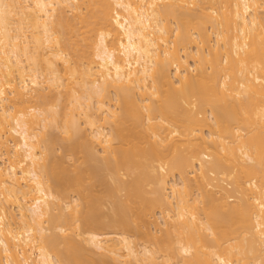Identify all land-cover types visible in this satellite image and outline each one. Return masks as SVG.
Wrapping results in <instances>:
<instances>
[{
	"label": "bare ground",
	"instance_id": "bare-ground-1",
	"mask_svg": "<svg viewBox=\"0 0 264 264\" xmlns=\"http://www.w3.org/2000/svg\"><path fill=\"white\" fill-rule=\"evenodd\" d=\"M0 264H264V0H0Z\"/></svg>",
	"mask_w": 264,
	"mask_h": 264
},
{
	"label": "rangeland",
	"instance_id": "rangeland-1",
	"mask_svg": "<svg viewBox=\"0 0 264 264\" xmlns=\"http://www.w3.org/2000/svg\"><path fill=\"white\" fill-rule=\"evenodd\" d=\"M54 129H55V128H54ZM54 129H53V130H54ZM53 130H52V131H53ZM60 132H61L60 130L55 129V130L53 131V133H52V134L55 136V138L53 137V138H54V139H53V142H54V140H55V142H56V144L54 143V145H55V146H54V148H55V149H54L55 152H54V151H53V152L56 153L55 156L58 157V153L60 154V151L62 150L61 152L65 153V156H66L65 159H67L66 162L64 163V165H65V166H68V167H72V166H70L72 163H71L70 165H69V163L72 162V161H74L73 158L75 157V155H74V157H72V160H71L70 157H71L72 155H68V156H70V157H68V156H67V154H69V153H67L68 151L66 150V151H67V152H66L65 150H63L64 145H66V146L68 147L67 144H69V143H68V141H67L68 139L65 140V138H62V135H61L62 132H61V133H60ZM53 135H51V136H53ZM61 146H63V147H61ZM66 153H67V154H66ZM53 155H54V154H53ZM79 155H80V154L77 153V156H79ZM51 156H52V155H51ZM53 158H54V157H53ZM68 158H69V159H68ZM76 158H77V157H76ZM70 160H71V161H70ZM58 161H60V160H58ZM147 189H148V186H147ZM62 190H63V191H68V190H69V187H68L67 185H63V186H62ZM70 192H72V191L69 190V193H70ZM122 192H123V191H122ZM70 194H73V195H74L75 192H74V193H70ZM70 194H69V195H70ZM120 195H121V193H120ZM70 196H71V195H70ZM122 197H123V196H122ZM102 207H104V208H103L104 211L107 210V208H106L107 206L102 205ZM102 207H100V208H102ZM105 209H106V210H105ZM99 211H100V210H98V212H99ZM102 211H103V210L101 209V212H102ZM157 214H158V213H157ZM156 216H157V215H156ZM149 225H150V228H152L153 230L155 229L154 227H157V225H155L154 223H152V225H151V224H149ZM136 240L139 241V242H140V241H143V240H144V237H143L142 235H137Z\"/></svg>",
	"mask_w": 264,
	"mask_h": 264
}]
</instances>
